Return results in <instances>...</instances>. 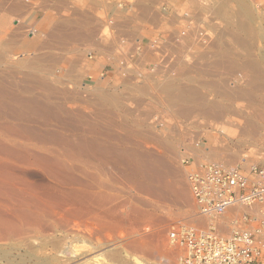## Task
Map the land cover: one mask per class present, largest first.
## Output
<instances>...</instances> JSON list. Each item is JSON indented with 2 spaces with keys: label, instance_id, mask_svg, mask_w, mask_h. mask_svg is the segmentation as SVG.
<instances>
[{
  "label": "rangeland",
  "instance_id": "1",
  "mask_svg": "<svg viewBox=\"0 0 264 264\" xmlns=\"http://www.w3.org/2000/svg\"><path fill=\"white\" fill-rule=\"evenodd\" d=\"M1 1H2V4H0V49L5 51L4 50L5 46H4L3 42L7 41V40H9L10 43L12 41L13 45L11 43V45H12L11 50L12 51L10 50L8 53L7 52L5 54L3 53V56H2L3 59L0 61V78H2V79H0V81L4 82V81H7V79H14V80H22L23 79V80H25V78L27 79L28 75H30V76L32 75V77L34 75V78H36V77H39L41 74L40 79H44L45 82H47V83H55L56 87L58 86L57 87L58 91L59 90L60 91L58 92V96H57L58 100H56V102L60 103L63 107L67 108L69 113H70V114H65V113L62 114L66 118V119L62 118V120H61L62 124H64V122H66V123L68 122V124H66L67 126L65 124L62 126V124H59V122H57L55 119L54 120L56 122L55 121L52 122L51 117H49V119H48L47 118L48 116H44L45 119H42V117H43L42 115L36 117V115L33 116V114H31V113H27V119H29L31 117L30 119H32V120L29 119V121L28 120L25 121L24 127L27 128V131L32 130V132L35 134L36 137H37V134L39 136H38V138H36V137L34 138L33 137L34 134L32 136L31 131L30 132L25 131L28 138L21 139V140L24 141V143L27 146L32 144L29 146V149L31 148L32 154L33 153L37 154V152L39 151V150L37 151V148L32 149L33 145H37L39 147H40V145L41 146L42 145L43 146L48 145L50 147H55V149L58 147L60 149V151L62 152V148L59 144L60 140L61 141L63 140V142H65L68 139L70 140L71 138H74L75 136H80L82 134L79 132H80V130H83V129H81L79 127L77 128L75 126L76 121L77 120L79 121L81 119L80 117H82L80 114H82V113H83L82 115L87 114V118L90 121L91 120L95 121V119L97 118L95 115V113H96L95 111L98 108H101V106L98 104H95L94 102H92L90 104L85 102L86 97L87 98L91 97L92 92L93 93L96 92L97 89L96 88L91 89L90 88L91 86L82 85L81 83L83 82L84 79H81L80 82H77V81L75 82V81L71 80L68 77L67 73H65L66 71L64 69H60L61 66L67 67V65L70 64V62L68 63V60H69L68 58H65L64 61L62 59H60L61 61H59L58 66L57 67L55 66L54 68L52 67L53 69L51 68L52 71L50 70V68H49V70L44 71V69L46 67L44 69H40V70L38 68H33L34 70L33 69L31 70V68L30 69H28V68L24 69V67L22 69L21 67H19V60L22 58L33 59L32 58L33 56L35 58H37V56H41L42 59L43 58L46 59L47 56L44 54L48 53V52L49 53L54 52V54H57V55L58 54L59 55L65 54L66 56H70L72 54L74 56L75 53H70V50H73L74 48L75 49L77 48L79 50L81 47H83L82 53L86 54V52L89 49H91L93 46H91L89 44H86V46H85V45H81L79 43H72L71 39H68V40L64 39L60 43L59 42L57 43L55 41V39L51 40L50 37L48 36L51 33L52 28L54 26H56L62 18L71 16L70 15L71 12L69 11V6L67 4H65V5H63V7H61L59 4L57 5L55 3L56 2L55 0H45V2L49 6L48 11H47L44 18L40 19L41 17L39 15V17L35 20L34 19L35 13H38V12L44 13L45 12V11L40 10L39 9L40 7H38V9H34L33 5L35 6L36 4H33V5L27 4L26 2H24L22 0H1ZM34 1H36V0H33V2ZM239 1L240 0H238L237 2L232 1L233 4H235V3L237 4V5L235 4L236 6L235 5H233V6L238 8V10H240L239 9L240 5L238 4ZM252 1L258 7H260L259 9L262 12L261 15L257 16V14H256V17L258 19L255 18V21H253V23H251L252 21L247 22V21H250V20H247V18H244V17L241 18L239 16L240 14L238 16L241 19L244 18L245 21L248 23V25H247V23H245V21H243L245 23V25L248 27L251 26V28L256 29L255 30L256 34L259 33L260 36H256V34H255V36H252V35L247 36L248 34H245V32L243 31L244 29L248 28L245 25H243V26L246 28H244L243 30L240 27L238 28V26H237L239 23L238 20L240 22H242V20L237 18L238 16L234 17V20H237V25H234L232 23V22H234V20H231V23H230V22H227L223 19H220L219 22H218V19H214L213 24L216 25V28L219 30H225V29L230 30L231 28H233L231 30H235V32H236V36L232 35L231 36L232 38H230V37L228 38V36H226V37L224 36V37L220 38V40L222 39L221 41H223L224 43H227L231 47V53L228 52L229 54H227L228 56H226L227 59H233L234 58L233 56H235V58H237L239 60H248L254 54L253 57H251V58H254L253 60L256 59L255 61H257V63L261 64V66L263 68L260 65H258L260 67V69L261 68L264 69V31H263L264 30V0H252ZM73 2L81 3V4L75 5V6H77V8H79L80 14H82V15L90 14V12L88 10L89 7L86 8L84 6V2H85L84 0H73ZM125 3H127V2H125ZM14 4L17 6V9H19V8H21V9H19L17 11L12 10L11 7ZM154 4L155 3H152L151 1H146V5H147V7L150 8V11H152V7L154 6ZM237 6H239V7H237ZM236 8H235L236 12L240 13V11L238 12V10ZM96 14H99L100 15L99 17L104 16V13L100 14L99 11L98 12L96 11ZM259 16L263 17V18H260ZM5 18H7L8 21H5ZM94 18H96V17H94ZM16 19L21 20V22L19 21V23H20L19 25H16V23H17V22H15ZM214 22H216V23H214ZM226 22L228 24L229 23L232 24L233 26L229 27ZM243 22H242V24H244ZM141 23H142V27H145L146 25H148V21L147 22L142 21ZM220 23H222V25L224 26L225 29L223 27H221L222 25ZM234 23L236 24V21ZM249 23H250V25H249ZM111 24L112 23H107L104 26L103 34L105 36L103 37L102 40H104L106 43L111 42L112 45H115V47H116L119 39L117 37H114V32L110 30V29H112ZM208 24L213 25L211 21L208 22ZM218 24H220V26ZM106 26H107V28L109 27L110 29L108 28V30H107V28H105ZM259 27L261 29H259ZM32 29H36V33L34 34V37H35L34 41L29 40L31 38V35H32V34H30V31ZM257 30H259V31H257ZM154 31L156 32L155 33V38H156L159 35L157 33L159 31L155 30V28H154ZM241 31H243V32H241ZM260 31L261 32L263 31V32L261 33ZM105 32L108 35L105 34ZM210 32H208V33H210ZM239 32H241L243 34L240 35L241 33L239 34ZM237 33L240 35V36L238 35L239 37L237 36ZM115 36H118V35H115ZM211 36L214 38L215 35L211 34ZM12 37H13V39H12ZM190 38L188 39L189 43L192 41V39H190ZM196 38H193V41H194V42L192 41L193 43H195ZM44 40L48 41L49 43H48V45H45L44 47H42L39 45V43L41 44L42 42H44ZM200 40L201 39H199L198 41H200ZM27 41L29 43V44L27 43V46L24 47L23 45H19L20 43L26 44ZM85 41H87V40L85 39ZM148 41H149V39H145V41L142 43V45L140 47V51L138 52L139 56H141V53L146 48H148V46H149ZM180 41H182V39ZM202 41H204L203 38L200 42H202ZM230 41H232V42H230ZM69 42H70V44H69ZM204 42H206V41H204ZM234 42L236 44H234ZM193 43H191L190 45H193ZM237 43H238V45H237ZM133 44H136V42L134 41ZM155 44H156V46H154V45L152 46V49L154 47L153 50H156V49H158V50H166L167 49V51L170 50L164 44H159V43H155ZM195 44L198 46L197 41ZM195 44L193 45V48L190 47L191 49H194L192 51V53H191V49L189 48L190 49L189 54L192 55L191 56L192 60L188 59L189 55H187L188 53L185 50H183V53H182V51H181L182 48L180 47L181 45H179V44L174 45L172 48L173 50L171 52L172 53L178 52L179 54L174 61H170V60L167 61L166 63L167 64L169 63L170 65L165 64L166 67H169V69H170L173 66H177L178 65L177 59L179 60L181 57V59L184 58L183 60H185V58L187 57L186 60L188 59L189 61L188 60H187V62L183 61L184 65H185V63L187 65L191 60V62L193 61L192 64L190 62L191 65L189 64L190 66L193 65L191 68L199 70V67H201L202 65L198 64L199 61L197 60L198 58L195 55L198 53L197 50H198V47L200 45L197 47ZM240 44H242V48H244V49L240 48L241 47ZM246 44H247L248 48H245ZM250 45H252V46H250ZM235 46H238V47L235 48ZM178 47H180L179 48L180 52L182 54H184V52H185V54L187 53L186 54L187 56H185V54H184V56H182V54L179 52V50H177ZM160 48H162V49H160ZM202 50H203V48L201 49V51ZM235 50H237V51H235ZM249 50H252V51L254 50V51L252 52ZM117 51L118 52L121 51L119 46H117ZM234 51H235V54L233 53ZM248 52H250V53H248ZM135 53H137V52H129L128 53L129 58H131L133 60L134 57L132 54H135ZM251 53H252V55H251ZM44 56H46V57H44ZM66 59H68L67 62L65 61ZM140 59H141V57H140ZM258 60H259V62H258ZM95 61H96V57H93L92 63H94ZM49 62H47L46 64L51 65V66L54 65V63L52 61H51L52 63L51 62L49 63ZM140 62L142 64L143 62H146V60L143 62L138 60V63H140ZM200 62H202V64H203V60H201ZM136 64L137 63H135V65L130 64L131 68H132V66H136ZM195 66H197V67H195ZM145 68L148 69L149 67H145ZM46 71H48L47 72L48 74L46 73ZM105 71H107V68H105ZM215 71H216V73H215ZM215 71L213 72V77L211 79L208 75H206V78H204L202 75L199 76L200 77L199 84L195 83L192 86L194 88H196V90L198 89L199 91H201L203 94V97L206 98L207 100H209V99L210 100L213 99L214 101L219 100L220 102H223V103H221V105L226 104L227 101H225L226 100L225 98H227V95H225L226 97H224V96L218 97L217 93L214 91V89L212 87H209L207 85L205 86V85H203V83H205L206 81L223 82V85L227 84V86L225 85V87L230 91L234 90L235 85H237L238 83H237L235 77H233L234 72L232 70L224 69V70H222L223 71L222 72L221 69L220 70L217 69ZM220 72H222V74H220ZM108 75H109V73L107 74V72H106L105 76L107 77ZM53 76H54V78H53ZM65 76H67V78ZM122 76L124 77V80H126V82L128 81L127 83L125 82L126 84H132L133 82H136V83L142 82V75L132 72L131 69H129V72L127 74L123 72L122 75H117V78L120 82H122V79H120V77H122ZM163 76H161V77H163ZM3 77L6 80L3 79ZM8 77H10V78H8ZM63 77L66 78L67 81H65L66 79H64ZM163 78H160L159 80H162ZM86 79H87V77H86ZM86 79L84 80L85 82L91 83V82H89L88 79L87 80ZM55 80H57V81H55ZM231 81L233 82V84ZM104 82L106 83V86H108L109 89L114 90V91L116 90L115 92L119 93L120 96L123 98L124 110H125L126 106L128 107V109L126 107L127 113L130 110V112L127 116L125 115L124 112L118 113L119 116L121 117V119H119V120L122 121V118H123V121L126 122L127 124H129V125H127L128 128L124 127V129H123L122 127L120 128L118 126H115V127L110 126V128H109V126L107 127L106 123H104L106 125V129L103 127L104 128L103 130L106 133H101V134L95 133L96 135L95 134L91 135L88 132H86L87 134H83V136H85V135H86V137L99 136V139L104 140V143H106L108 145H114L115 144L114 146L117 145L120 148H126L127 147L128 149L129 148L132 149L133 147H136L135 148L136 151H139V152L144 153L146 155L145 158H151V157L154 159L157 158L159 163L156 162V164L157 165L161 164L158 166V168L160 167L161 169L160 168H159V170L156 169V172H155L156 178L154 176H151L150 179L149 178L144 179V177H142L141 175H138V174L134 175L132 177L130 176V178L133 179V177H134L135 179H133L134 181L130 179L131 182L127 181L128 184L126 183V181H125V183L122 182L121 175L118 176L119 175L118 172L114 169H112V172L110 171L111 169L109 170L110 172L108 170H105L106 172L105 171H102L101 173L99 172L100 173L99 178L105 180L108 187L112 186V188H109V189L107 188L108 190L105 189V192L108 195H110L109 197L112 198V196H113L114 199L113 200L110 199L111 201L108 200V201H110V203L107 201V203L105 204L106 208H104V205L102 207L96 206V207H94V209L92 206L89 207L90 214L84 213L83 214L84 216L82 215L79 218L70 212L64 211L61 214L63 216V217L61 216L63 218L62 221H63V223H68L70 226L65 228V229L61 228V231L59 230L58 232H55L54 240L59 243V246L56 250L52 251V252H54V255H56L61 260V262L57 263V262H59V260L57 261V260L53 259L52 261H48V262H45L43 264H47V263L48 264H80L79 262L84 261V259H86L88 257H89L88 260L82 264H178L176 249L174 247H172L168 242V231L170 230V228L174 224L179 223V222H188V223H193V224L195 223L198 225L207 224V220H205V218H203L197 214L195 202L193 200V196H192V193H191V190L189 187V182L187 179V171L189 170L190 163L192 161H194L196 163H202V162H206V161H214L215 159L219 160V161L221 160L217 157H214L213 155H210V156L214 157L215 159L214 158H194L192 151L197 152V150L195 148H184L186 146L185 144L187 142L189 144L193 143L192 145H194V143L195 144L196 143L201 144L203 146V148L206 146V150H207V152H209L210 147H208V145L206 144V139L204 137H206L209 132L218 133L219 135H221V136L224 135L225 138H228L227 142L224 144L226 146V148L228 149V152H227L228 159L226 160V162H227V163H225L226 165H232V166H235V165L246 166V165H248V167H250L251 164H253V163L255 164V163H259V162H260V165H264V136H263L264 135V126H263L264 123L261 120L259 122V120L256 119L257 121L255 123H256V125L259 126V127L256 126V127H258V129H257L258 133H256V136L254 135L255 137L254 136L252 137V138H254V140H251L250 143H246V144L242 145V144H239L238 139L241 136L238 137V135H239L238 133L240 130L239 128H241L240 122H242V124H244V119L240 116H232L231 115V116L225 117L224 118L225 119L224 121H226L225 123H230V124H226V125L224 124L225 129L222 132H219L216 129H214V127L217 126L218 124L220 125V123H214L211 120L208 121V120L204 119L203 117H199V116H192V117L187 118L184 116H180L179 114H176V113L174 114L172 112V110H169V107H168V109H167V107L165 108L164 106H163V108H160L159 106H161L162 103L160 101L158 103V100L156 99V93H154V92H151L153 97H154L153 98V97H150L147 95L148 92L145 94L133 92L131 90V87L134 85L120 86L119 90H118L114 87L115 85H117V84H115V80H112V81L106 80ZM238 82H240V81H238ZM186 86H189V85H186ZM232 87H234V88H232ZM63 88H64V90H63ZM36 91L39 92L38 95L40 97H42L43 99L48 98L47 94H45L46 92L43 91L42 89H40L39 87H36ZM231 98H233V96ZM147 102H148V104H147ZM150 102L152 105L150 104ZM230 104L235 109L234 98H233V100H231ZM151 107L153 108V110L149 111L151 109ZM95 108H97V109H95ZM71 110H72V112L76 111L79 114H76L75 112H73V115H72L71 114L72 112H70ZM90 114H92V115H90ZM79 115H80V117H79ZM75 117H76V119H75ZM36 118H37V120H36ZM237 119L241 120V121H238ZM34 120H36L38 122L40 121V122L38 123V122H35ZM64 120H66V121H64ZM138 120L139 121L143 120L144 125H142V124L139 125V123L137 122ZM8 121H10V122L13 121L12 123H15L16 125L20 124L17 120H14V118L5 117L3 113H0V125H1L0 130L2 132V133L0 132V134H1L0 135L1 136L0 142L5 141V137H8V136H9V138L13 137L9 133V130H7L6 127L3 128V126H6V123H8ZM69 123H72V125ZM211 123H212V125H211ZM43 124H45V125H43ZM72 126L74 128H77L78 130L74 129ZM260 127H261V129H260ZM127 129L135 130V132L137 130L138 131L140 130L142 135L138 136L135 133L134 135L132 134V135L128 136V135H126V133L128 131ZM25 132H23V133H25ZM47 132H49V133H47ZM52 132L54 134H52ZM236 132H238L237 137L231 136V135H234ZM28 133H29L30 137H33V138L30 139ZM221 133H223V134H221ZM105 134L108 135V137ZM54 135H56V136H54ZM58 135H60V136H58ZM109 135L110 136H116L117 135L116 137L119 136V138L122 137V139L123 138L125 139V137H127L128 140H126V141L124 140V142L123 141L122 142L115 141V138L114 137L112 138ZM40 136H41L42 140H40L41 139ZM50 136H51V138H50ZM62 136L65 137L66 139L63 138ZM54 137L57 138L56 140H59L58 138L60 137V140L57 142L54 139L55 141H53L52 139ZM28 139L31 143H28L29 142ZM50 139L55 143L56 146L53 145V143L51 141L49 142ZM162 141H165L168 145H171L172 146L171 150L174 149V153H170V151H167L168 155H167V153L164 154V152H166V151L164 150L165 147L163 146ZM47 142H49V143H47ZM110 142H111V144H110ZM136 144H138V145H136ZM194 146L197 147L196 145H194ZM39 152H41V151H39ZM39 152H38L39 155H42L43 153H45V154H43L45 157L47 156L49 158V156H50V158H52V156L49 155L48 152H46V151L41 152V153H39ZM1 153L2 152H0V154ZM19 154H21V155H19ZM22 154H24V152L12 154L15 157L12 156V158L11 157L7 158L5 156L6 154L4 155V153H3L0 155V158L2 159V160L0 159L1 160L0 163L6 162V161L10 162L11 160L13 162H17L18 160H20L18 162L22 163L23 161L25 162L26 159H30L27 162H32L33 160L35 161V159H36V157L34 159V156L33 157L32 156H26L27 154H25V156H26L25 157L24 155L22 156ZM150 154H151V157H150ZM16 155H17V158H16ZM158 157L161 159V162L163 161L162 163L160 162V159ZM14 158H16V159L13 160ZM65 158L67 159V157H65ZM8 159H9V161H8ZM163 163H165V165ZM168 169H170V170H168ZM20 170H21V172L18 171L19 175L21 174L20 176H23V175L24 176L21 177L20 181L17 180L18 182H16V184L18 183L19 186H23L24 182H25V189H27L28 192L30 190V193H32V195H33L32 198H34L35 196L39 197V195H40V198H38V199H41V200H39L40 202L42 200L43 201L46 200L47 199L46 197L49 196L48 194L51 195L49 197L52 199V196L54 193L53 192L54 190L52 189V187H54L55 184L53 183V181L50 178L48 179V176L45 173H43L40 169L35 168V167L20 168ZM163 171H165V172H163ZM3 173L6 175V178H5V175ZM113 173L117 177H114ZM159 173H161V174H159ZM75 174L76 173H74V175ZM158 174L160 175V177H163V178H161L159 180L160 177ZM77 175H78V173H77ZM79 175H81L80 172H79ZM81 176H83V175H81ZM81 176H80V178H81ZM77 177H79V176H77ZM83 178H86V177L83 176ZM175 178L178 179L183 186H185L186 190H188V192L190 194V201L189 202H187V201L184 202L183 200H180L179 198H177L174 193L172 194L173 191L170 188L169 182L171 183V181L175 180ZM0 179H1L0 180V189L2 190V191L0 190V192H1L0 193V211H1L0 216H2V214H3V217H0V218H5L4 216H6V215H4V214H7V212H5V211H7L9 208L10 209L8 211V214H9V212H10V214L12 213L14 207H15V209H20L19 206H21V203H19L20 202L19 198L21 197V195L17 193V191L15 189L17 187H15V186L13 187V185H15V181L13 183V181H12L13 177L11 175H8L5 172H0ZM113 179H115V181ZM163 179H164V181H163ZM81 180H82V178H81ZM86 180H88V179L86 178ZM123 180H126V179H123ZM19 182H21V183L23 182L22 183L23 185ZM36 182H37V184H36ZM120 182H121V184H120ZM129 182L131 184H129ZM11 183L13 185H11ZM40 183H42V184H40ZM123 183L125 186L123 185ZM27 185H29V186H27ZM38 185L40 188L37 187ZM43 185H44V187L42 188L41 186H43ZM51 185H53V186L50 187ZM146 185H148V186H146ZM149 185H150V187H149ZM31 186H34L35 189L37 187V189L34 190V188L33 187L31 188ZM5 187H6V190H8V191L5 190ZM28 187H29V190H28ZM66 188H67V186L63 187V189L67 191ZM10 189H11V191H10ZM61 190H62V188H61ZM15 191L18 194L17 195L18 199L15 198V202H14L13 197L14 196L16 197ZM9 192H10V195L12 194L11 195L12 197L8 196ZM2 193H4L5 195L3 196ZM13 193H15V194H13ZM42 195H43V197H42ZM44 196H46V197H44ZM9 197H11V198H9ZM37 197H35L34 200L37 199ZM2 200H3V202H2ZM7 200L8 201L10 200L9 203H11V205L13 204L14 206L8 205ZM16 201H19V202L17 203ZM53 201L54 200H51L50 202L53 204ZM46 203H49V202H46ZM7 207H8V209H7ZM82 207L86 208V206H82ZM11 208H12V211H10ZM109 209H111V210H109ZM246 210H247V208H245V209L242 208L238 212H244ZM8 214H7V216H8ZM89 215H91V217H93V218H91ZM222 222L224 225L227 226V227H223L224 231L226 228H227L226 232L230 231V228H229V222L230 221L227 220L226 218H223ZM0 241H1L0 242V255L3 256V254H5V256H6V253L8 254L7 257H3L2 259L0 258V264H41L39 258H37L36 256L29 257L30 254L28 251H26L27 249L20 246V245L15 244V243H17L16 241H4V240H0ZM31 242L34 244L37 243V241L34 239H32ZM76 245H81V247H78V249L75 250ZM73 248H74V250H73ZM259 254H260V256L258 257V260L260 262L264 263V242H263V244L260 245V253ZM84 256H85V258H84ZM41 262H42V260H41Z\"/></svg>",
  "mask_w": 264,
  "mask_h": 264
},
{
  "label": "bare ground",
  "instance_id": "2",
  "mask_svg": "<svg viewBox=\"0 0 264 264\" xmlns=\"http://www.w3.org/2000/svg\"><path fill=\"white\" fill-rule=\"evenodd\" d=\"M61 1V0H60ZM134 1V0H133ZM132 1V2H133ZM141 1V0H140ZM143 2H144V0H142ZM149 1V0H148ZM158 1V0H157ZM163 1V0H162ZM232 1H235V2H237L236 0H165V2H167V4H168V8H169V11L171 12V13H173V16H172V19L171 20H169L168 19V21H167V19H166V22H163V23H161V24H163V27H162V29L163 30H166V31H169L170 33H169V35H168V33H166V35L167 36H169L170 38H171V36L172 37H176V39L177 38H181V37H184V39H186L185 41H187V39L188 38H190V37H192V38H190V39H192V41H193V38H196V41L198 42V40L199 39H201L202 40V38H203V40L204 41H206V42H208V46H211L212 48H213V50H214V48L216 49V51H217V53H219L220 54V57L222 56V55H224V53H227V54H229L228 52H231V47L227 44V43H224L223 41H221L220 40V38L221 37H226V36H228V38L230 37V38H232L231 36L233 35H235L236 36V32H235V30H231V29H233V28H231L230 30L229 29H225L224 28V26L222 25V23H220L222 26L221 27H223L225 30H219V29H217L216 28V25H214L213 24V20L214 19H218V22L220 21V19H223V20H225V21H227V22H230L231 23V20H234V17H236V16H238L239 14V16L242 18V17H244V18H247V20H250V21H247V22H251V23H253V21H255V18H257L256 17V14H257V16L258 15H261L262 14V12L260 11V7H258L252 0H240L239 2H238V4L240 5V10H238V8H236V7H234L233 5H235V4H233L232 3ZM2 2V1H1ZM105 2H109V1H105ZM135 3L136 2H138L137 0L136 1H134ZM152 2V1H151ZM161 2V1H160ZM110 3H111V1H110ZM156 3V2H155ZM158 3V2H157ZM156 3V4H157ZM162 3V2H161ZM160 3V4H161ZM117 4V3H116ZM138 4V3H137ZM145 4L146 3H143V5H144V7H145ZM252 4V5H251ZM37 5V4H36ZM35 5V6H36ZM39 5V4H38ZM106 5V4H105ZM110 5V4H109ZM136 5V4H135ZM138 5H140V4H138ZM138 5H137V8L138 9H140L139 7H138ZM237 5V4H236ZM235 5V6H236ZM107 6V5H106ZM112 6V5H111ZM141 7H143L142 5H140ZM157 6V5H156ZM108 7V6H107ZM123 7V6H122ZM131 7V6H130ZM143 7V8H144ZM208 9H207V8ZM237 7H239V6H237ZM14 8V7H13ZM104 8H106V7H104ZM110 9H112L111 7H109ZM119 8V7H118ZM125 8V7H124ZM128 8V7H127ZM154 8H155V6H154ZM157 8V7H156ZM161 8V7H160ZM235 8L238 10V12L240 11V13H237L236 12V10H235ZM42 9V8H41ZM106 9H108V8H106ZM153 9V8H152ZM43 10V9H42ZM71 10V9H70ZM117 10H119V9H117ZM132 10V9H131ZM142 10V12H143V9H141ZM146 10H149L148 9V7H147V9ZM145 10V12H147ZM157 10H160V9H158L157 8ZM107 11V10H106ZM108 11H109V9H108ZM113 11V10H112ZM150 11V10H149ZM153 11V10H152ZM116 12V11H115ZM142 12H140V13H142ZM156 11H154V13H155ZM124 13V12H123ZM122 13V14H123ZM136 13H138V12H136ZM150 13V12H149ZM153 13V14H154ZM60 14V13H59ZM73 14V13H72ZM75 14V13H74ZM73 14V15H74ZM109 14V13H108ZM121 14V15H122ZM143 14H144V12H143ZM146 14V13H145ZM158 14L161 16V14H160V12L158 11ZM79 15V14H78ZM116 15H117V13L115 14V17H116ZM125 15V14H124ZM147 15V14H146ZM169 15V14H168ZM72 16V15H71ZM87 16V15H86ZM143 16H145V15H143ZM152 15L150 14V17H151ZM153 16H155V17H157L158 15H157V13H156V15H153ZM152 16V17H153ZM160 16H159V18H160ZM164 15L162 14V17H163ZM239 16L237 17L238 19H240V20H242V22L243 21H245V19L243 18V19H241V18H239ZM263 16V15H262ZM114 16H112L111 18H113ZM114 17V18H115ZM123 17V15L121 16V18ZM137 17V16H136ZM140 17H141V19H142V16L140 15ZM151 17V18H152ZM161 17V18H162ZM260 17V16H259ZM89 18H94L93 16L92 17H89ZM117 18V17H116ZM120 18V21L122 22V19ZM127 18H130V17H127ZM127 18L125 19V22L127 21ZM144 18V17H143ZM146 18V17H145ZM150 18V19H151ZM236 18V19H237ZM260 18H263V17H260ZM75 19H77V18H75ZM95 19V18H94ZM102 19V18H101ZM100 19V20H101ZM104 19V18H103ZM106 20H107V18H105ZM119 19V18H118ZM138 19L140 20V21H136V22H139V23H141V19L138 17ZM156 19H158V18H156ZM258 19V18H257ZM256 19V20H257ZM85 20V19H84ZM83 20V21H84ZM88 20V19H87ZM95 20H97V19H95ZM105 20V21H106ZM130 21H131V19H129ZM146 20V19H145ZM147 20H149L148 18H147ZM162 20V19H161ZM164 20V19H163ZM162 20V21H163ZM261 20V19H260ZM263 20V19H262ZM79 21V20H78ZM152 21H153V19H152ZM151 21V22H152ZM156 21V20H155ZM157 21H159V20H157ZM212 22V24L213 25H210V24H208V22ZM222 21V20H221ZM236 21V24L234 23ZM259 21V20H258ZM88 23V25L89 26H91L90 24H92V23H94L93 21H87ZM90 22H92V23H90ZM98 22V21H97ZM101 22H104V21H101ZM100 22V23H101ZM124 22V23H125ZM135 22V23H136ZM160 22V21H159ZM226 22V23H227ZM234 22H232L234 25H237V20H234ZM238 28L240 27L242 30L244 29V28H246V27H248V26H246L245 25V23H247L246 21H245V23L244 24H242V22H240L239 20H238ZM90 23V24H89ZM106 23V22H105ZM110 23V22H109ZM112 23V22H111ZM127 23H133V22H126L125 24H127ZM214 23H216V22H214ZM228 24V26L229 27H232L233 25L232 24ZM261 23V22H260ZM154 24V23H153ZM156 24H158V23H156ZM220 24H218L219 26H220ZM79 25V24H78ZM97 25V24H96ZM104 25V24H103ZM106 25V24H105ZM112 25V24H111ZM116 25H120V26H122L121 24H119V23H117ZM115 24H114V26H116ZM134 25V24H133ZM226 25V24H225ZM243 25H245L246 27H244ZM247 25H248V23H247ZM249 25H250V23H249ZM253 25V24H252ZM260 25V24H259ZM93 26H95V24L93 25ZM101 26V25H100ZM120 26H119V28H120ZM123 26H125V25H123ZM135 26V25H134ZM144 26V25H143ZM154 26H156L155 24H154ZM218 26V27H219ZM227 26V25H226ZM225 26V27H226ZM76 27H78V26H76ZM102 27H104V26H102ZM112 27V26H111ZM130 27V26H129ZM132 27V26H131ZM137 27H138V25H137ZM139 27H141V24H140V26ZM157 27H159L158 25L155 27V28H157ZM262 27V26H261ZM92 28V27H91ZM90 28V29H91ZM99 28V27H98ZM105 28H107V26L105 27ZM109 28V27H108ZM108 28H107V30H108ZM113 28V27H112ZM124 28V27H123ZM122 28V29H123ZM125 28L127 29V25L125 26ZM124 28V29H125ZM161 28V27H160ZM220 28V27H219ZM263 28V27H262ZM94 29V28H93ZM93 29H92V31H93ZM95 29H97V28H95ZM94 29V30H95ZM110 29V28H109ZM118 29V28H117ZM116 29V30H117ZM124 29H123V31H124ZM125 29V30H126ZM131 29V28H130ZM134 29V28H133ZM138 29V28H137ZM157 29H159V28H157ZM259 29H261L260 27H259ZM74 30V29H73ZM100 30H102V28L101 29H98V31H100ZM111 30V29H110ZM115 30V31H116ZM121 30V29H120ZM135 30H136V27H135ZM238 30V29H237ZM236 30V31H237ZM256 29H253V28H251V26H249L247 29H244L243 31L245 32V34H248L247 36H255V34H256V31H255ZM79 30L77 29V32H78ZM90 32V35L87 33V32ZM86 33L88 34L87 35V37L85 38L84 36V38L89 42V43H92V45L91 46H93V44L95 43V41H96V39H94L93 38V35H92V31L91 30H88ZM98 31L96 30V33L98 34ZM119 31V30H118ZM122 31V32H123ZM211 31V32H210ZM243 31H241V32H243ZM257 31H259V30H257ZM264 31V30H263ZM262 31V32H263ZM80 32H82V31H79V33ZM120 32V31H119ZM128 32V31H127ZM132 32V31H131ZM160 32V31H159ZM158 32V33H159ZM208 32H210V33H208ZM241 32H239V34L241 33ZM261 32V31H260ZM261 32V33H262ZM76 33V31L74 32V34ZM103 33V32H102ZM111 33V32H110ZM124 33V32H123ZM122 33V34H123ZM73 34V33H72ZM78 34V33H77ZM81 34V33H80ZM83 34V33H82ZM94 34V33H93ZM105 34H107L106 32H105ZM118 35H119V33H117ZM116 34V35H117ZM125 34V33H124ZM164 34V33H163ZM171 34V35H170ZM211 34H214L215 36H214V38L211 36ZM238 33H237V36L239 35ZM243 33H241L240 35H242ZM95 35V34H94ZM108 35V34H107ZM115 35V34H114ZM128 35V34H127ZM129 35H133V36H135V33H130ZM138 35V34H137ZM239 35V36H240ZM52 36V35H51ZM67 36V35H66ZM75 36V35H74ZM79 35H76V37H77V39H79V37H78ZM82 36V35H81ZM96 36V35H95ZM98 36V35H97ZM121 36V35H120ZM132 36V37H133ZM139 36V35H138ZM179 36V37H178ZM185 36H187L188 38H186ZM218 36V37H217ZM238 36V37H239ZM256 36H260L259 35V33L258 34H256ZM262 36V35H261ZM75 37V38H76ZM122 37H123V35H122ZM125 37H127L126 35H125ZM130 37V36H129ZM128 37V38H129ZM132 37H130L131 38V40H132ZM169 37H167L168 39H169ZM174 37V38H175ZM217 37V38H216ZM51 38V37H50ZM97 38V37H96ZM99 38H100V36H99ZM118 38H119V36H118ZM134 38V37H133ZM136 38H137V36H136ZM216 38V39H215ZM234 38V37H233ZM259 38V37H258ZM52 39V38H51ZM80 39H81V37H80ZM98 39V38H97ZM121 39V38H120ZM123 39H124V37H123ZM122 39V40H123ZM146 39V38H145ZM155 39V38H154ZM235 39V38H234ZM237 39V38H236ZM239 39V38H238ZM243 39V38H242ZM256 39V38H255ZM254 39V40H255ZM71 40H73V39H71ZM101 40H102V38H101ZM121 40V41H122ZM126 40V39H125ZM125 40H123V41H125ZM136 40V39H135ZM167 40V39H166ZM172 39H170V41H171ZM181 40V39H180ZM177 41V43H175L176 45L177 44H179V45H182V46H180V47H182L183 48V45H184V40L182 39V41ZM200 40V41H201ZM224 40V39H223ZM240 40V39H239ZM80 41V40H79ZM97 41H99V40H97ZM128 41V40H127ZM154 41H156V40H154ZM158 42H159V40H157ZM169 40L167 41V42H170ZM172 41H174V39L172 40ZM171 41V42H172ZM190 41V40H189ZM190 42V43H188V41L185 43L186 45H190L191 43H193V42ZM196 41H195V43H196ZM225 41V40H224ZM235 41V40H234ZM59 41H57V43H58ZM130 42V41H129ZM152 42V41H151ZM166 42V41H165ZM203 42V41H202ZM202 42H200V44H198V46L199 45H204V43H202ZM205 42V43H206ZM228 42V41H227ZM230 42H232V41H230ZM243 42V41H242ZM246 42V41H245ZM5 43V41L3 42V44ZM60 43V42H59ZM74 43V42H73ZM141 43V42H140ZM161 43V42H160ZM173 43V42H172ZM171 43V44H172ZM195 43H193V45L195 44ZM250 43V42H249ZM6 45H8V43H5ZM40 44V43H39ZM65 44V43H64ZM69 44H70V42H69ZM103 44V43H102ZM108 44L109 45H112V43L110 42V43H107V46H108ZM125 44V43H124ZM154 44V43H153ZM152 44V45H153ZM164 44V43H163ZM167 44V43H166ZM166 44H164V45H166ZM174 44V43H173ZM234 44H236L235 42H234ZM83 45V44H82ZM105 46H106V44H104ZM121 45H122V43H121ZM129 45V44H128ZM136 45H137V43H136ZM151 45V44H150ZM151 45V46H152ZM189 45L188 46H186V49L188 50V47H189ZM193 45H190V47H193ZM196 45V44H195ZM207 45H205V46H207ZM233 45V44H232ZM237 45H238V43H237ZM241 45V47L240 48H242V44H240ZM86 46V45H85ZM127 46V45H126ZM130 47H131V45H129ZM138 46H140V45H138ZM156 46V45H155ZM169 46V45H168ZM197 46V45H196ZM197 46V47H198ZM250 46H252V45H250ZM6 47H8V46H6ZM97 44H96V46H93L91 49H89L88 50V54H86V56H87V60L86 61H88V59H91L92 58V56L94 55L93 54V51H99V52H101V50H102V48H101V50H99V49H97ZM112 47V46H111ZM115 47V46H114ZM124 47V46H123ZM129 47V48H130ZM137 47V46H136ZM136 47H133V48H135V50H136ZM149 48H150V46H148ZM159 47V46H158ZM157 47V48H158ZM177 47V46H176ZM180 47H178V49L177 50H179V48ZM201 47H204V46H201ZM211 47H210V49L208 50V51H210L211 52V54L213 55V53H212V50H211ZM236 47H238V46H235V48ZM126 48V47H125ZM128 48V49H129ZM148 48V49H149ZM171 48V47H170ZM169 48V49H170ZM245 48H248L247 47V44L245 45ZM251 48V47H250ZM249 48V49H250ZM123 49V48H122ZM127 49V48H126ZM125 49V50H126ZM128 49H127V51H128ZM131 50H132V48H130ZM147 49V48H146ZM145 49V50H146ZM153 49H154V47H153ZM160 49H162V48H160ZM191 49V48H190ZM189 49V50H190ZM198 49H199V47H198ZM202 49V48H201ZM201 49L200 50H197L198 52L199 51H201ZM205 49H206V47H205ZM208 49V48H207ZM242 49H244V48H242ZM5 51H3L2 49H0V61L3 59V53L5 54L6 52L8 53L9 51H10V49L8 50V51H6V48L4 49ZM108 49L106 48V51H107ZM130 50V51H131ZM152 49H150V50H148V52L149 51H151ZM173 49H171V51H172ZM194 49H191V53H192V51H193ZM203 50H204V48H203ZM202 50V51H203ZM234 50V49H233ZM255 50V49H254ZM253 50V51H254ZM114 51H117V50H114ZM167 51V50H166ZM176 51V50H175ZM182 51V50H181ZM186 51V50H185ZM201 51V52H202ZM215 51V50H214ZM235 51H237V50H235ZM235 51L233 52L234 54H235ZM243 51V50H242ZM245 51V50H244ZM249 51H252V50H249ZM252 51V52H253ZM260 51V50H259ZM102 52H105V51H102ZM109 52H111V49H110V51ZM118 52V51H117ZM129 52V51H128ZM132 52H133V50H132ZM135 52V51H134ZM147 52V53H148ZM154 52V51H153ZM153 52H149V54L151 53H153ZM179 52H180V50H179ZM190 52V51H189ZM203 52H205V51H203ZM240 52V51H239ZM107 53V52H106ZM105 53V54H106ZM112 53V52H111ZM110 53V55H112ZM116 53V52H115ZM120 53V52H119ZM145 52H143V54H144ZM181 53V52H180ZM182 53H183V51H182ZM181 53V54H182ZM248 53H250V52H248ZM48 54V53H47ZM47 54H44V55H46L47 56ZM67 54V53H66ZM142 54V55H143ZM149 54L148 55H146V56H149ZM187 54V53H186ZM185 54V56H187V55H189L188 56V59H191V56L192 55H190V54H187L186 55ZM195 54V53H194ZM205 54H206V52H205ZM218 54V55H219ZM226 54V56H228ZM241 54V53H240ZM246 54V53H245ZM49 55V54H48ZM55 55V54H54ZM57 55V54H56ZM55 55V56H56ZM107 55V54H106ZM108 55H109V53H108ZM202 55H203V53H202ZM206 55H208V58L207 59H209V53H207ZM206 55L205 56H203L204 58L206 57ZM216 55V54H215ZM217 55V56H218ZM251 55H252V53H251ZM254 55V54H253ZM253 55L251 56V57H253ZM46 56H44V57H46ZM55 56H47V58L46 59H43V61L41 62H38L39 61V59H37V58H35L34 56L32 57L33 59H25V58H22V59H20L19 60V67H21L22 69H23V67H24V69L26 68H28V69H30L31 68V70L33 69V68H40L39 67V64H40V66L42 67V66H48L46 63L47 62H51V61H54L55 59H56V57ZM71 56V57H70ZM70 56H66L65 54H63V55H60V57L64 60L65 58H68V57H70V58H73V62H71L69 65H67V67H64V66H61V69H64L66 72L65 73H67V75H68V77L71 79L72 77H73V73H75V71H80V69H79V67H78V65H77V62H78V60H84V58L82 57V54L81 53H79V52H77L76 54H75V57L71 54ZM101 57H102V55H100ZM114 56V55H113ZM121 56V55H120ZM144 57H145V55H143ZM150 56H152V55H150ZM194 56V55H193ZM196 56V55H195ZM214 56V55H213ZM226 56H224L225 57V59L227 60V58H226ZM38 57V56H37ZM39 57H41V56H39ZM58 57V56H57ZM106 57V56H105ZM112 57V56H111ZM117 57V56H116ZM129 57V56H128ZM155 57L156 56H154V57H152L151 59L153 60V59H155ZM212 57V56H211ZM219 57V58H220ZM234 58L232 59V60H228V61H226L227 63H225V59H224V61L220 58V62H219V60L218 61H216V62H214L215 64L217 63L218 65L217 66H219V67H217L216 66V68H219V70L221 69V71L222 70H224V68L226 69V67L225 66H229L228 68L230 69H232L233 70V72H234V75H233V77H235V79H236V81H237V85H235V93H233V92H231L230 90H226V91H228V92H231V93H233L234 95H233V98H234V103H235V109H234V107H232V105L230 104L231 103V100H233V98H229V101H228V99H227V105H225V104H222L221 105V103H223V102H221V103H215V102H209V100H208V102H206V100H205V102L206 103H202L204 106H205V108H203V107H201V109H200V105H196L195 107H199V109H200V111L199 112H201L200 114H199V112H198V114L199 115H203V117L204 118H206V120H213V122L214 121H216V122H221V123H223L222 122V120L224 121L225 119H224V116H226V115H232V116H240V117H242L243 119H244V124H242V122H240V127L241 128H239L240 130H239V133L238 132H236L234 135H231V136H234V137H237V135H238V137H240L239 139H238V141H239V144H242V145H244V144H246V143H250V141L251 140H254V138H252L254 135L256 136V133H258L257 131V129H258V125H256V119H258L259 120V122H260V120L264 123V69H262L263 67L261 66V64H259V63H257V61H255V60H253L254 58H249L248 60H239V59H237V58H235V56H233ZM55 58V59H54ZM100 58V57H99ZM103 58V57H102ZM143 57L141 56V59H142ZM150 58V57H149ZM187 58V57H186ZM186 58H185V60H183L184 58H182L181 59V57H180V59L178 60L177 59V66H173L172 68H170L169 69V67H167L168 69H166L165 67H166V65H164L163 67L165 68V71H164V68H161V66H155V68H153L152 67V71H151V73H155V74H160L161 76H163V77H161V78H163L160 82L161 83H163V84H160V82H159V86H158V93H161V98H160V102L162 103L161 104V106H159L160 108H163V106L166 108L167 107V109H168V107H169V110H172V112L175 114H179V115H181V116H184V117H189V113H188V111L187 110H185V108H187V103H188V101H190V99H189V97H188V99H187V97H186V90H184V89H186V88H184L183 86L185 85L184 83H183V80L184 79H186L185 77L187 76V74L185 73V71H186V69H185V67H186V63H185V66H184V63H183V61H186L187 62V60H186ZM213 58V57H212ZM41 59V58H40ZM54 59V60H53ZM78 59V60H77ZM111 59V58H110ZM126 59H127V57H126ZM144 59V58H143ZM195 59V58H194ZM200 59V58H199ZM206 59V58H205ZM205 59H204V61H205ZM214 59L216 60V57H214ZM214 59H212V60H214ZM261 59V58H260ZM6 60V59H5ZM42 60V59H41ZM58 60H59V58H58ZM77 61L76 63H75V61ZM100 60H104V58L103 59H101L100 58ZM106 60H109V59H105L104 60V62H106ZM112 60V59H111ZM139 60V59H138ZM150 60V59H149ZM151 60V61H152ZM156 60H157V58H156ZM192 60V59H191ZM191 60H190V62H191ZM203 60V59H202ZM60 61V60H59ZM66 61V60H65ZM115 61H116V59H115ZM118 61V60H117ZM124 61V60H123ZM120 62L121 63V65H122V63H124V62ZM127 61V60H126ZM140 61H142L143 62V60H140ZM145 61V60H144ZM169 61V60H168ZM189 61V60H188ZM199 61H201V60H199ZM208 61H210V60H208ZM208 61H206V62H208ZM49 62V63H50ZM56 62V61H55ZM54 62V64L56 65V63ZM80 62V61H79ZM78 62V63H79ZM90 62H91V60H90ZM147 62V61H146ZM153 62V61H152ZM190 62L188 63V64H190ZM193 62V61H192ZM192 62H191V64H192ZM196 62V61H195ZM258 62H259V60H258ZM39 63V64H38ZM52 63V62H51ZM141 63V62H140ZM140 63H139V65H140ZM155 63V62H154ZM202 63V62H201ZM201 63H199L198 62V64H201ZM203 63H205V62H203ZM211 63H213V62H211ZM82 64V63H81ZM80 64V65H81ZM118 64H119V61H118ZM127 64V63H126ZM143 64V63H142ZM141 64V65H142ZM169 64V63H168ZM167 64V65H168ZM187 64V65H188ZM190 64V65H191ZM207 64V63H206ZM215 64L213 65V66H215ZM230 64V65H229ZM54 65V66H55ZM85 65V64H84ZM120 65V64H119ZM139 65H138V67H139ZM141 65H140V67H141ZM170 65V64H169ZM258 65H260L262 68L260 69V67L258 66ZM193 66V65H192ZM191 66V67H192ZM44 67H42L43 69H44ZM49 67H50V65H49ZM52 67V66H51ZM80 67H82V66H80ZM124 66H122V69H124L123 68ZM136 67V66H135ZM137 67V68H138ZM139 67V68H140ZM195 67H197V66H195ZM204 67V68H203ZM210 67H211V65H210ZM41 68V69H42ZM161 68V69H160ZM201 68H203L202 69V73H205V70L204 69H209V68H206V66H204V65H202V67ZM211 68H213V67H211ZM141 69V68H140ZM228 69V70H229ZM230 69V70H231ZM34 70V69H33ZM40 70V69H39ZM45 70H49L47 67L44 69V71ZM51 70V69H50ZM128 70V69H127ZM135 69H133L132 70V72H135L134 71ZM143 70L144 69H142V73H144L143 72ZM52 71V70H51ZM117 71H119L120 72V70H117ZM116 71V72H117ZM137 71V70H136ZM140 71V70H139ZM188 71V70H187ZM204 71V72H203ZM209 71L210 70H208V72L207 73H209ZM215 71V68H214V70H213V72ZM48 71H46V73H47ZM50 72V71H49ZM63 72V71H62ZM122 72V71H121ZM148 71L146 70V73H147ZM192 72V71H191ZM190 72V73H191ZM212 74H213V72H212V70L210 71ZM219 72V71H218ZM223 72V71H222ZM222 72H220V74H222ZM225 72V71H224ZM29 73V72H28ZM64 73V72H63ZM146 73H144V74H146ZM149 73V72H148ZM188 73V72H187ZM193 73V72H192ZM215 73H216V71H215ZM228 73V72H227ZM27 74V73H26ZM31 74V73H30ZM48 74V73H47ZM46 74V75H47ZM117 74H119V73H117ZM140 74V73H139ZM225 74V73H224ZM230 74V75H231ZM28 75V74H27ZM43 75V74H42ZM78 75V74H77ZM131 75V74H130ZM143 75V74H142ZM148 75V74H147ZM146 75V76H147ZM160 75H159V78H157L156 79V77L154 78V80L156 79V80H158V79H160ZM186 75V76H185ZM192 75V74H191ZM40 76H41V74H40ZM40 76L39 77H36V78H34V75H33V77H32V75L30 76V75H28L27 76V79L25 78V80H14V79H7V81H4V82H1L0 81V113H3L4 114V116L5 117H12V118H14V120H17L20 124H18V125H16L15 123H12V122H10V121H8V123H6V126H3V128L4 127H6L7 128V130H9V133L13 136V137H10L9 138V136L8 137H5V141H1L0 142V152H2L1 154H3L4 153V155L8 158V157H11L12 158V154H17V153H23L24 152V154H22V156L24 155L25 156V154H27L26 156H34V159H35V157H36V159H35V161L33 160L32 162H27L28 160H30V159H26V161L24 162H22V163H19L18 161H20V160H18L17 162H13L12 160V162L10 161V162H1L0 163V172H5V173H7L8 175H11L12 177H13V183H14V181H15V185H13L12 183H11V185H13V187L15 186V187H17V188H15L16 189V191H17V193L18 194H20L21 195V197L19 198L20 199V202L19 201H16L17 203L19 202V203H21V206H19L20 207V209H15V207H14V209H13V211H12V208H11V210L10 211H12V213L10 214V212H9V214H8V211H9V209H8V207H7V211H5V212H7V214H8V216H7V214H4V215H6V216H4L5 218H0V240H4V241H16L17 243H15V244H17V245H20V246H22V247H24V248H26L25 250L26 251H28L29 252V257H31V256H36L37 258H39V260H40V263L41 264H43V263H45V262H48V261H52L53 259L54 260H59V262H57V263H60L61 262V260L56 256V255H54V252H52L53 250H56L57 248H58V246H59V243L57 242V241H55L54 240V234H55V232H58L59 230L61 231V228L62 229H65V228H67V227H69L70 225L68 224V223H63V216L61 215L64 211H67V212H70V213H72L73 215H75L76 217H81L84 213H88V214H90V211H89V207H93V209H94V207H96V206H99V207H102L103 205H104V208H106L105 207V204L107 203V201L108 200H113L114 198H113V196H112V198L111 197H109L110 195H108L106 192H105V189H109V188H112V186L111 187H108V185L106 184V181L105 180H103V179H101V178H99L100 177V173L102 172V171H105V170H110L111 172H112V169H114V170H116L117 172H118V176H120L121 175V177H122V182H124L125 183V181H126V183L128 184V182L127 181H130L131 182V180H133V179H135L134 177H133V179L132 178H130V176L132 177V176H134V175H141L142 177H144V179L146 178V179H150L151 178V176H156L155 175V172H156V169L157 170H159V168H158V166L159 165H161V164H159V165H157L156 164V162H158V160H157V158L156 159H154V158H152L151 157V154H150V157L151 158H145L146 157V155L144 154V153H141V152H139V151H136V147H133L132 149L131 148H120L119 146H114V145H108V144H106V143H104V140H102V139H99V136H90V137H86V135L85 136H83V134H87L86 132H88L89 134H95V133H98V134H101V133H106L103 129L105 128L106 129V125H107V127L109 126V128H110V126L111 127H115V126H118V127H122L123 129H124V127H127V125H129V124H127L126 122H124L123 121V118H122V121L121 120H119V119H121V117L119 116V112H124L125 113V115L127 116L128 114H129V112H130V110L128 111V113H127V110H126V107H125V110H124V106H123V104H124V102H123V98L120 96V94L119 93H117V92H115L114 90H111V89H109L108 88V86H106V84H104V83H102L103 81H101V80H99V82L96 84V85H93V87L91 86L90 88L91 89H93V88H96L97 90H96V92H92V95H91V97H89V98H87L86 97V100H85V102L86 103H88V104H90V103H92V102H94L95 104H98V105H100L101 106V108H95V109H97L95 112V115H96V119H95V121H90L88 118H87V114H85V115H82V114H80L82 117H80V115H79V117L81 118L79 121L77 120L76 121V123H75V126L78 128H81V129H83V130H80V132L79 133H82L80 136H75L74 138H71L70 140L68 139L67 141H65V142H63V140L61 141L60 140V137L58 138L59 140H60V142H59V144H60V146H61V148H62V152L60 151V149L57 147L56 149H55V147H50V146H41L40 145V147L39 146H37V145H33V147H32V149L33 148H37V151L39 150V151H41V152H48V154L49 155H51L52 156V158H50V156H49V158L46 156H44L43 154H45V153H43L42 155H39L38 154V152H37V154L35 153H31V148L29 149V146L30 145H32V144H30L29 146H27L25 143H24V141H22L21 139H25V138H28V136H27V134H26V132L25 131H27V128L26 127H24V122L25 121H29V119L31 118H29V119H27V113H31V114H33V116L34 115H36V117L37 116H40V115H42L43 117L44 116H48L47 118L49 119V117H51V119H52V122L53 121H57V122H59V124H62V118H65L64 117V115H62V114H70L69 113V111H68V109L67 108H65V107H63L60 103H57L56 102V100H58L57 99V96H58V92L60 91H58V86L56 87V85H55V83H47V82H45V80L44 79H40ZM153 76H155V75H153ZM152 76V77H153ZM215 76V75H214ZM43 77V76H42ZM47 77V76H46ZM66 78H67V76H65ZM149 77V76H148ZM157 77H158V75H157ZM232 77V76H231ZM8 78H10V77H8ZM44 78V77H43ZM48 78V77H47ZM53 78H54V76H53ZM64 78V77H63ZM66 78H64V79H66ZM74 78V77H73ZM191 78V77H190ZM194 78H196V77H194ZM0 79H2V78H0ZM3 79H5L4 77H3ZM63 79V80H64ZM192 79V78H191ZM6 80V79H5ZM48 80V79H47ZM97 80V79H96ZM147 80V79H146ZM155 80V81H156ZM189 80V79H188ZM225 80V79H224ZM50 81V80H49ZM55 81H57V80H55ZM65 81H67V79L65 80ZM75 81H77V80H75ZM98 81V80H97ZM142 81H143V78H142ZM149 81H152V79H150ZM148 80H147V83L149 82ZM230 81V80H229ZM238 81H240V82H238ZM69 82V81H68ZM153 82V81H152ZM157 82V81H156ZM186 82V81H185ZM191 82L192 81H190V83H188V84H190L191 85ZM195 82V81H194ZM212 82H214V81H212ZM225 82V81H224ZM127 83V82H126ZM141 83V82H140ZM143 83V82H142ZM151 83V82H150ZM155 83V82H154ZM158 83V82H157ZM187 83V82H186ZM206 83V82H205ZM216 83V82H215ZM226 83V82H225ZM62 84V83H61ZM70 84V83H69ZM133 84V83H132ZM132 84H130V85H132ZM137 84V83H136ZM153 84V83H152ZM184 84V85H183ZM207 84V83H206ZM218 81H217V86H214V87H218ZM223 84V83H222ZM222 84H221V86H222ZM76 85V84H75ZM127 85H129V84H127ZM135 85V84H134ZM139 85V84H138ZM156 85V84H155ZM154 85V88L156 87ZM187 85V84H186ZM214 85H216V84H214ZM226 86H227V84H225ZM224 85V86H225ZM143 86V85H142ZM146 86V85H145ZM145 86H144V88H145ZM148 86V85H147ZM150 86V85H149ZM223 86V87H224ZM36 87H39L40 89H42L43 91H45L46 93L45 94H47V96H48V98L47 99H43L42 97H40L38 94H39V92H37L36 91ZM129 87V86H128ZM131 87V86H130ZM139 87H141V86H139ZM191 87H193V86H191ZM116 89H118L119 87H115ZM134 88V87H133ZM133 88H131V90L133 89ZM136 88H137V85H136ZM136 88H134V90L136 89ZM144 88H143V90H144ZM147 88H150V87H147ZM153 88V89H154ZM188 88V87H187ZM215 88V89H216ZM220 89L222 88V87H219ZM226 88V87H225ZM225 88L223 89L224 91H225ZM232 88H234V87H232ZM137 89H139V88H137ZM157 89V88H156ZM190 89H192V88H190ZM190 89L188 88V91H190ZM220 89H218V90H220ZM227 89V88H226ZM63 90H64V88H63ZM142 90V89H141ZM142 90V91H143ZM146 90V89H145ZM151 90V88L149 89V91ZM194 90H195V88H194ZM89 91V90H88ZM223 91V92H224ZM225 91V92H226ZM233 91V90H232ZM136 92V91H135ZM150 92H152V91H150ZM196 92H198V91H196ZM216 92H218L217 90H216ZM221 92V91H220ZM220 92H218V94H220L222 97H223V93H220ZM142 93V92H141ZM144 93V92H143ZM142 93V94H143ZM146 93V92H145ZM149 93V92H148ZM188 93H190V92H188ZM194 92L192 91V94H193ZM200 93V92H199ZM227 93V92H226ZM41 94V93H40ZM70 94V93H69ZM191 93H190V95H192ZM223 94V95H222ZM160 95V94H159ZM189 95V94H188ZM189 95V96H190ZM193 95H195V93L193 94ZM192 95V96H193ZM197 95H198V93H197ZM228 95V94H227ZM229 95H231L230 93H229ZM89 96V95H88ZM151 97H152V95H150ZM157 96H158V94H157ZM198 96H200V95H198ZM202 96V95H201ZM232 96V95H231ZM191 97V96H190ZM230 97V96H229ZM147 98V97H146ZM197 98V97H196ZM202 98H204V97H202ZM157 99V98H156ZM191 99H193V98H191ZM195 99V98H194ZM193 99V100H194ZM199 99L201 100V97L200 98H198V99H196L198 102H199ZM226 99V98H225ZM193 100H192V102H193ZM195 100V101H196ZM222 100V99H221ZM126 101V100H125ZM202 101V100H201ZM204 101V100H203ZM214 101V100H213ZM217 101V100H216ZM134 102V101H133ZM137 102V101H136ZM218 102V101H217ZM220 102V101H219ZM138 103V102H137ZM158 103H159V101H158ZM189 103H191V102H189ZM195 104H196V102H194ZM200 103V102H199ZM87 104V105H88ZM135 104V103H134ZM147 104H148V102H147ZM150 104H151V102H150ZM193 104V103H192ZM152 105V104H151ZM155 105V104H154ZM158 105V104H157ZM187 105V106H186ZM194 105V104H193ZM65 106V105H64ZM145 106V105H144ZM156 106V105H155ZM186 106V107H185ZM192 106V105H191ZM158 107V106H157ZM158 107V108H159ZM193 107V106H192ZM192 107H190V108H192ZM194 107V108H195ZM75 108V107H74ZM80 108V107H79ZM147 108V107H146ZM155 108V107H154ZM164 108V109H165ZM189 108V107H188ZM93 109V108H92ZM94 109V110H95ZM127 109H128V107H127ZM166 109V110H167ZM149 110V109H148ZM151 110H153V108L151 107V109L149 110V111H151ZM163 111V110H162ZM189 111H191V110H189ZM198 111V110H197ZM70 112H72V110L70 111ZM73 112H75L76 114H79L78 112H76V111H73ZM73 112L71 113L72 115H73ZM191 112H193V111H191ZM74 113V114H75ZM81 113V112H80ZM93 113V112H92ZM147 114V113H146ZM192 114V113H191ZM195 114L196 115H198L197 114V112H196V109H195ZM195 114H193V116H195ZM90 115H92V114H90ZM89 115V116H90ZM188 115V116H187ZM31 116V115H30ZM69 116V115H68ZM78 116V115H77ZM192 116V115H191ZM190 116V117H191ZM29 117V116H28ZM42 117V119H45V117L43 118ZM67 117V116H66ZM35 118V117H34ZM73 118V117H72ZM41 119V118H40ZM55 119V120H54ZM66 119V118H65ZM69 119V118H68ZM75 119H76V117H75ZM79 119V118H78ZM129 119V118H128ZM242 119V120H243ZM30 120H32V119H30ZM36 120H37V118H36ZM36 120H34L35 122H38V121H36ZM70 120V119H69ZM238 120V119H237ZM42 121V120H41ZM50 121V120H49ZM55 121V122H56ZM64 121H66V120H64ZM238 121H241V120H238ZM34 122V123H35ZM40 122V121H39ZM38 122V123H39ZM47 122V121H46ZM61 122V123H60ZM138 123H139V125H144V121L143 120H138L137 121ZM207 122V121H206ZM212 122V123H213ZM234 122V121H233ZM236 122V121H235ZM258 122V123H259ZM261 122V123H262ZM33 123V122H32ZM44 123V122H43ZM49 123V122H48ZM74 123V122H73ZM104 123H106V125L104 124ZM134 123V122H133ZM212 123H211V125H212ZM238 123V122H237ZM262 123V124H263ZM64 124L66 125V124H68V122L66 123V122H64ZM64 124H62V126L64 125ZM69 124H71L72 125V123H69ZM209 124V123H208ZM227 124H230V123H227ZM5 125V124H4ZM43 125H45V124H43ZM226 125V124H225ZM1 126V125H0ZM67 126V125H66ZM74 126V125H73ZM72 126V127H73ZM256 126H258V127H256ZM264 126V125H263ZM28 127V126H27ZM104 127V128H103ZM117 127V128H118ZM5 128V129H6ZM32 128V127H31ZM71 128V127H70ZM74 128V127H73ZM77 128H74V129H77ZM128 128V127H127ZM130 128V127H129ZM26 129V130H25ZM34 129V128H33ZM61 129V128H60ZM65 129V128H64ZM126 129V128H125ZM214 129H216L217 131H219V132H222L224 129H225V127L223 126V124L222 125H217V126H215L214 127ZM260 129H261V127H260ZM6 130V131H7ZM39 130V129H38ZM42 130V129H41ZM49 130V129H48ZM78 130V129H77ZM76 130V131H77ZM128 130V131H127ZM126 131H127V133H126V135H134L135 133L139 136V135H142V133L140 132V130L138 131L137 129V131L135 132V130H129V129H127ZM29 132L31 131V135L33 136V132H32V130H28ZM27 131V132H28ZM35 131V130H34ZM51 131V130H50ZM72 131V130H71ZM125 131V132H126ZM212 131V130H211ZM0 132H1V130H0ZM23 132H25V133H23ZM43 132V131H42ZM2 133V132H1ZM36 133V132H35ZM47 133H49V132H47ZM238 133V134H237ZM51 134V133H50ZM52 134H54L53 132H52ZM51 134V135H52ZM59 134V133H58ZM144 134V133H143ZM221 134H223V133H221ZM1 135V134H0ZM28 135H29V133H28ZM45 135V134H44ZM48 135V134H47ZM57 135V134H56ZM56 135H54V136H56ZM96 135V134H95ZM104 135V134H103ZM106 135V134H105ZM111 135V134H110ZM109 135V136H110ZM38 134H37V137L35 136V134H34V138L36 137V138H38ZM42 136V135H41ZM41 136H40V138H41ZM58 136H60V135H58ZM73 136V135H72ZM107 137H108V135H106ZM117 136V135H116ZM116 136H110V137H114L115 138V141H119V142H124V140L126 141V140H128L127 139V137H125V139L123 138L122 139V137L121 138H119V136L118 137H116ZM254 136V137H255ZM261 136V135H260ZM264 136V135H263ZM1 137V136H0ZM4 137V136H3ZM2 137V138H3ZM29 137H30V135H29ZM33 137H30V139L31 138H33ZM63 137V136H62ZM39 138V139H40ZM44 138V137H43ZM50 138H51V136H50ZM63 138H65V137H63ZM62 138V139H63ZM57 139V138H53L52 140L53 141H55V140ZM66 139V138H65ZM206 139H207V145H208V147H210L209 149H210V151L208 152V154L207 153H205L206 155H213L214 157H217V158H219V159H221L220 161L221 162H224V163H227L226 162V160L228 159V154H227V152H228V149L226 148V146L224 145L226 142H227V139L228 138H225V136L223 135V136H221V135H219L218 133H212V132H209L208 134H207V136H206ZM260 139V138H259ZM0 140H1V138H0ZM34 140V139H33ZM40 140H42V138L40 139ZM47 140V139H46ZM51 139L49 140V142L51 141L52 143H53V145H55V143L52 141ZM59 140H56L57 142L59 141ZM102 140V141H101ZM109 140V139H108ZM167 140V139H166ZM263 140V139H262ZM28 141H29V139H28ZM48 141V140H47ZM49 142H47V143H49ZM56 142V143H57ZM129 142V141H128ZM28 143H31L30 141L28 142ZM42 143V142H41ZM162 143H163V146L165 147L164 148V150L166 151V152H164V154L165 153H167V155H168V152L167 151H170V153H174V149L173 150H171L172 149V146L171 145H168L165 141H162ZM35 144V143H34ZM58 144V145H59ZM110 144H111V142H110ZM136 145H138V144H136ZM186 145V144H185ZM56 146V145H55ZM139 147V146H138ZM140 148V147H139ZM144 148V147H143ZM184 148H195L196 150L198 149L197 147H195L194 145H192V144H187ZM198 150H200V149H198ZM34 151V150H33ZM41 152H39V153H41ZM0 154V155H1ZM47 154V153H46ZM10 155V156H9ZM19 155H21V154H19ZM153 155V154H152ZM170 155V154H169ZM25 156V157H26ZM3 157V156H2ZM13 157H15V156H13ZM65 157H67V159L65 158ZM16 158H17V155H16ZM16 158H14L13 160H15ZM19 158V157H18ZM159 158V157H158ZM171 158V157H170ZM1 159V158H0ZM160 159V158H159ZM163 159V158H162ZM232 159V158H231ZM2 160V159H1ZM0 160V161H1ZM37 160V161H36ZM39 160V161H38ZM234 160V159H233ZM236 160V159H235ZM5 161V160H4ZM8 161H9V159H8ZM160 162H161V159H160ZM163 162V161H162ZM161 162V163H162ZM215 162V161H214ZM159 163V162H158ZM166 163V162H165ZM165 163H163L164 165H165ZM220 163V162H219ZM224 163H222L223 165H225V166H227V167H237V166H240V165H235V166H232V165H226V164H224ZM201 164V163H200ZM196 165H198L196 162H194V164L192 165L193 167L194 166H196ZM28 167H35V168H38V169H40L43 173H45L47 176H48V179L50 178L52 181H53V183L55 184H53L54 185V187H52L53 185H51L50 187H52V189L54 190L53 192V196H52V199L49 197V196H51L50 194H48L49 196V198L48 197H46V196H44V197H46L45 199L46 200H42L41 202L39 201V200H41V199H38V198H40V195H39V197H37V196H35V197H37V199H35L34 200V198H32V193H30V190H29V187H28V190H29V192L27 191V189H25V182H24V185L21 183V182H19V183H21L23 186H19L18 185V183L16 184V182H18L17 180H21V177H23V176H20L19 175V173H18V171L19 172H21V170H20V168H28ZM191 167V166H190ZM190 167H189V169H190ZM161 169V168H160ZM250 168L248 167L247 168V170H249ZM23 170V169H22ZM34 170V169H33ZM32 170V171H33ZM168 170H170V169H168ZM27 171V170H26ZM40 171V172H41ZM78 171V172H77ZM109 171V172H110ZM79 172H80V174L81 175H83L84 177H86L88 180H86V178H83V176H81V175H79ZM100 172V173H99ZM106 172V171H105ZM163 172H165V171H163ZM24 173V172H23ZM27 173V172H26ZM25 173V174H26ZM74 173H76L75 175H74ZM77 173H78V175H77ZM168 173V172H167ZM4 174V173H3ZM131 174V175H130ZM159 174H161V173H159ZM158 174V175H159ZM5 175V174H4ZM27 175V174H26ZM113 175H114V173H113ZM174 175V174H173ZM77 176H79V177H77ZM80 176H81V178H82V180H81V178H80ZM8 177V176H7ZM28 177V176H27ZM110 177V176H109ZM114 177H117L116 175H114ZM113 177V178H114ZM120 177V178H121ZM159 177H160V175H159ZM5 178H6V175H5ZM156 178V177H155ZM161 178H163V177H160L159 178V180L161 179ZM9 179V178H8ZM24 179V178H23ZM85 181H84V180ZM123 179H126V180H123ZM131 179V180H130ZM187 179H188V176H187ZM1 180V179H0ZM114 181H115V179H113ZM155 180V179H154ZM172 180V179H171ZM117 181V180H116ZM134 181V180H133ZM132 181V182H133ZM146 181V180H145ZM163 181H164V179H163ZM170 181V180H169ZM28 182V181H27ZM129 182V184H131ZM189 182V181H188ZM8 183V182H7ZM10 183V182H9ZM33 183V182H32ZM124 183H123V185H124ZM163 183V182H162ZM168 183V182H167ZM4 184V183H3ZM20 184V185H21ZM36 184H37V182H36ZM40 184H42V183H40ZM120 184H121V182H120ZM143 184V183H142ZM141 184V185H142ZM169 184H170V188H171V190L173 191L172 192V194L174 193L175 195H176V197L177 198H179L180 200H183L184 202L185 201H187V202H189L190 201V194H189V192H188V190H186V188H185V186H183L182 184H181V182L178 180V179H176L175 178V180H173V181H171V183L169 182ZM8 185V184H7ZM18 185V186H17ZM32 185V184H31ZM45 185V184H44ZM44 185L43 186H41L42 188L44 187ZM144 185V184H143ZM164 185V184H163ZM27 186H29V185H27ZM36 186V185H35ZM67 186V191L66 190H64L63 189V187H66ZM125 186V185H124ZM146 186H148V185H146ZM34 188V190H36L37 189V187H39V185L36 187V189H35V187L34 186H31V188ZM47 187V186H46ZM149 187H150V185H149ZM189 187H190V184H189ZM40 188V187H39ZM41 188V189H42ZM61 188H62V190H61ZM143 188V187H142ZM4 189V188H3ZM14 189V190H15ZM40 189V190H41ZM48 189V188H47ZM107 189V190H108ZM114 189V188H113ZM1 190V189H0ZM5 190H6V187H5ZM190 190H191V188H190ZM2 191V190H1ZM6 191H8V190H6ZM10 191H11V189H10ZM16 191H15V193H16ZM58 191V192H57ZM117 191V190H116ZM152 191V190H151ZM34 192V191H33ZM40 192V191H39ZM49 192V191H48ZM47 192V193H48ZM1 193V192H0ZM7 193V192H6ZM15 193H13V194H15ZM15 194L16 195V197L14 196L13 198H14V202H15V198H17L18 199V197H17V195L18 194ZM43 193V192H42ZM46 193V194H47ZM165 193V192H164ZM191 193H192V191H191ZM3 194V196L5 195L4 193H2ZM39 194V193H38ZM37 194V195H38ZM41 194V193H40ZM12 195V194H11ZM10 195V192H9V194H8V196H11ZM19 195V196H20ZM108 195V196H107ZM174 195V196H175ZM192 196H193V194H192ZM12 197V196H11ZM11 197H9V198H11ZM42 197H43V195H42ZM176 198V199H177ZM16 199V200H17ZM43 199V198H42ZM51 201V200H54L53 201V204L49 201V200ZM117 199V198H116ZM4 200V199H3ZM3 200H2V202H3ZM11 200V199H10ZM9 200V201H10ZM13 200V199H12ZM37 200V201H36ZM110 200V201H111ZM193 200H194V197H193ZM8 201V200H7ZM6 201V202H7ZM9 201H8V205H11V203H9ZM110 201H108L109 203H110ZM46 202H49V203H46ZM115 202V201H114ZM113 202V203H114ZM13 205V204H12ZM11 205V206H12ZM188 205V204H187ZM2 206V205H1ZM14 206V205H13ZM16 206V205H15ZM82 206H86V208H83ZM195 206H196V209L198 208L197 207V205H196V203H195ZM10 207V206H9ZM17 207V206H16ZM260 206L259 205H256L255 207H254V209L255 210H257L258 208H259ZM110 208V207H109ZM242 208H244L245 209V206H242V205H237V206H232V207H230V209H228V211L222 216V220H223V218H226L227 220H229L230 221V218L233 216V214L234 213H239L238 211L240 210V209H242ZM91 209V208H90ZM59 210V211H58ZM92 210V209H91ZM108 210V209H107ZM109 210H111V209H109ZM4 211V210H3ZM1 212V211H0ZM95 212V211H94ZM197 214L199 215V212H198V209H197ZM86 215V214H85ZM62 216V217H61ZM84 216V215H83ZM90 217H91V215H89ZM199 216H201V215H199ZM0 217H3V214H2V216H0ZM61 217V218H60ZM201 217H203V218H205V220H207V224H205V225H209L210 223H211V220L212 219H210V218H206V217H204V216H201ZM91 218H93V217H91ZM222 220L221 221H219V223H220V231L222 232V233H224V234H228V233H230V231H228V232H226V229H225V231H224V229H223V227H227L226 225H224L223 224V222H222ZM77 222V221H76ZM78 223V222H77ZM195 224V223H194ZM198 225V224H197ZM205 225H200V226H205ZM53 237V238H52ZM32 239H34V240H36L37 241V243H32L31 242V240ZM1 242V241H0ZM169 242V241H168ZM169 244L172 246V247H174V245H172L170 242H169ZM8 245V244H7ZM11 246V245H10ZM16 246V245H15ZM14 246V247H15ZM78 247H81V245H76L75 246V250H77L78 249ZM148 248V247H147ZM175 249H176V253H177V261H178V259H179V249L178 248H176V247H174ZM73 250H74V248H73ZM147 250V249H146ZM11 253V252H10ZM9 253V254H10ZM7 253H6V256H5V254H3V256L2 255H0V258L2 259L3 257H7ZM36 258V259H37ZM84 258H85V256H84ZM89 258V257H88ZM88 258H86V259H84V261H81V262H79L80 264H82V263H84V262H86L87 260H88ZM23 259V258H22ZM21 259V260H22ZM26 260V259H25ZM38 260V261H39ZM41 260H42V262H41ZM48 264V263H47ZM178 264H179V261H178Z\"/></svg>",
  "mask_w": 264,
  "mask_h": 264
},
{
  "label": "crops",
  "instance_id": "3",
  "mask_svg": "<svg viewBox=\"0 0 264 264\" xmlns=\"http://www.w3.org/2000/svg\"><path fill=\"white\" fill-rule=\"evenodd\" d=\"M37 1V2H36ZM36 1H34L32 4H37L36 6H34L33 5V8L34 9H38V7H40L39 9L40 10H42V11H45L44 13H35V17H34V19L36 20L38 17H39V15H40V19H42V18H44L45 17V15H46V13H47V11H48V4L45 2V0H36ZM56 1V2H55ZM54 2L58 5H60L61 7H63V5H65V4H67L68 6H69V11L71 12L70 13V15H72V17L70 16V17H64V18H62L61 20H60V22L56 25V26H54L53 28H52V30H51V33L48 35L49 37H51L50 39L51 40H53V39H55V41L57 42V41H59V42H61V41H63L64 39H66V40H68V39H73V40H71V42L73 43H79V44H83V45H86V44H89V45H92V43H88L87 41H85V38L87 37V35L89 34L90 35V32L88 31V30H91L92 31V29L94 28L95 29V27L97 28V29H93V31L91 32L92 33V35H93V38L94 39H96V41H95V43L93 44V46H96V44H97V49H99V50H101V48H102V50H101V52H99V51H93V56H92V58L93 57H96V61L94 62V63H92V58L91 59H88V61H86V59H87V56H86V54H88V51L86 52V54H84V53H82L83 52V47H81L79 50L76 48H74L73 50H70V53H77V52H79V53H81L82 54V57L84 58V60L82 59V60H78V62L77 61H75V63L77 62V65H78V67H79V69H80V71L78 72V71H75V73H73V77L71 78V80H73V81H75V80H77V82H80V80L81 79H86V77H87V79L89 80V82H91V83H88V82H85L84 80H83V82L81 83L82 85H84V86H93V85H96L98 82H99V80H101V81H106V80H109V81H112V80H115V84H117V85H115L114 87H120V86H125V85H127L125 82H126V80H124V77L122 76V77H120V79H122V82H120L119 80H118V78H117V75H122L123 74V72L124 73H128L129 72V69H131V70H133V69H135L134 71V73H136V74H143L142 75V78H143V83L141 82H137V84H136V82H133V84L132 85H134V86H132L131 88H136V85H137V88H139V89H135L134 90V88L132 89V91L133 92H135V93H140V94H142L143 92V94H145V92L147 93V92H149L147 95L148 96H150V95H152V93L150 92V91H152V92H154V93H156V98H157V100L158 101H160V98H161V93H158V86L160 85V84H163V83H161L160 81L161 80H156L157 78H159V75L161 74H155V73H151V71H152V68H148V69H146L145 67L144 68H142L143 67V65H141V63H140V65H141V67H140V65H139V63L138 64H136V67L135 66H132V68H131V66H130V63H131V61H132V59L131 58H129L128 56V53L129 52H132V50H133V52L135 51V52H139L140 51V49H139V46L138 45H140V47H141V45H142V43L145 41V38L146 39H149V41H148V43H149V46H150V48L148 49H146V50H144L143 52H145L144 54H143V52L141 53V56L144 58H142V60L144 61V60H146L147 62H152V63H154V62H156V58H157V56H156V54H155V52L158 50V49H156V50H153L152 49V46L154 45H156L155 43H159V44H163L164 42H162V41H157L158 39L157 38H155V31H154V28L158 25L159 27H157V28H159V29H157V28H155V30H157V31H160L158 34L160 35V34H163L164 35V38H166L167 40H166V42L164 43V44H166V46L168 47V48H170V50L173 48V46L174 45H176L175 43H177V41H179L180 39H183L184 40V42L186 43L187 41H188V37L187 36H185L186 38H188L187 39V41H185L186 39H184V37H179V38H177L176 39V37L174 38V37H172L171 36V38L169 37V36H167L166 35V33H168V35H169V31H166V30H163L162 29V27H163V24H161V23H163V22H166V19H167V21H168V19L169 20H171L172 19V16H173V13H171L170 11H169V8H168V4H167V2H165V0H149V1H152V3H155L154 4V6H155V8H154V6L152 7L153 9V11H149L150 10V8L148 7V9L149 10H146L147 9V5L145 4V7H144V5H143V3L145 2L146 3V1H148V0H144V2L141 0H137L138 2H134V1H136V0H112L111 1V3H110V1L109 2H105V1H108V0H84L85 2H84V6L87 8V7H89L88 8V10H89V12H90V14H87V16L86 15H82V14H80V10H79V8H77V6H75V5H77V4H81V3H78V2H73V0H55ZM133 1V2H132ZM162 3H161V2ZM125 2H127V3H125ZM117 3V4H116ZM140 4V5H142L143 7H141L140 5H138V4ZM161 3V4H160ZM0 4H2V2H1V0H0ZM27 4H29V3H27ZM39 4V5H38ZM108 6H106V5ZM110 4V5H109ZM136 4V5H135ZM112 5V6H111ZM126 5V6H125ZM137 5H138V7L140 8V9H138L137 8ZM157 5V6H156ZM123 6V7H122ZM131 6V7H130ZM14 7V8H13ZM97 7V8H96ZM104 7H106V8H108L109 9V11H108V9H106V8H104ZM109 7H111L112 9H110ZM119 7V8H118ZM125 7V8H124ZM128 7V8H127ZM158 9H160V10H157V8ZM161 7V8H160ZM12 10H19V9H21V8H19V9H17V6L14 4L12 7ZM42 8V9H41ZM62 9V8H61ZM71 9V10H70ZM117 9H119V10H117ZM132 9V10H131ZM141 9H143V12H144V14H143V12H142V10ZM107 10V11H106ZM113 10V11H112ZM145 10L147 11V12H145ZM96 11L98 12H100V14H103L104 13V16H101V17H99L100 15L99 14H96ZM116 11V12H115ZM154 11H156L155 13H154ZM158 11L160 12V14H161V16L158 14ZM124 12V13H123ZM136 12H138V13H136ZM140 12H142V13H140ZM150 12V13H149ZM74 15H73V14ZM109 13V14H108ZM117 13V15H116V17H115V14ZM123 13V14H122ZM147 15H146V14ZM154 13V14H153ZM156 13H157V17H155V16H153V15H156ZM79 14V15H78ZM123 15V17L121 18V16ZM125 14V15H124ZM150 14L153 16H151L150 17ZM162 14L164 15L163 17H162ZM169 14V15H168ZM89 15V16H88ZM92 15L94 16V17H96L95 19H97V20H95L94 18H89V17H92ZM140 15L142 16V19H141V17H140ZM143 15H145V16H143ZM172 15V16H171ZM112 16H114L113 18H111ZM137 16V17H136ZM159 16H160V18H159ZM2 17V16H1ZM127 17H130V18H127ZM138 17L141 19V22L142 21H148V25H146L145 27H142V23H139V22H136V21H140L139 19H138ZM144 17V18H143ZM146 17V18H145ZM162 17V18H161ZM75 18H77V19H75ZM102 18V19H101ZM104 18V19H103ZM105 18H107V20L105 19ZM119 18V19H118ZM120 18L122 19V22L120 21ZM127 18V21L126 22H133L132 24L131 23H127V24H125L126 22H125V19ZM147 18L149 19V20H147ZM151 18V19H150ZM156 18H158V19H156ZM166 18V19H165ZM85 19V20H84ZM89 21H93L94 23H92V22H90V23H92V24H90L91 26H89L87 23V21L88 20ZM101 19V20H100ZM129 19H131V21L129 20ZM146 19V20H145ZM152 19H153V21H152ZM163 21H162V20ZM79 20V21H78ZM84 20V21H83ZM106 20V21H105ZM136 20V21H135ZM156 20V21H155ZM157 20H159V21H157ZM5 21H8V19L7 18H5ZM19 21L21 22V20L20 19H16L15 20V22H17L16 23V25H19L20 23H19ZM98 21V22H97ZM101 21H104V22H101ZM152 21V22H151ZM101 22V23H100ZM106 22V23H105ZM111 23L112 22V29H111V31H113L114 32V34L116 35L117 33H119V38H118V36H115L114 35V37H117L119 40H118V44H117V46H119L120 47V49L122 50V51H120V53L119 52H117V51H114V50H117V46L116 47H114L115 45H109L108 44V46H107V43L104 41V40H101V38L103 39V37L105 36L102 32H104V27H102V26H105V24H107V23ZM125 22V23H124ZM136 22V23H135ZM117 23H119V24H123V25H127V29L125 28V26H120V25H116ZM156 25V26H154V24ZM156 23H158V24H156ZM79 24V25H78ZM95 24V26H93ZM97 24V25H96ZM104 24V25H103ZM114 24L116 25V26H114ZM135 26H134V25ZM140 24H141V27H139L140 26ZM101 25V26H100ZM137 25H138V27H137ZM151 25V26H150ZM76 26H78V27H76ZM119 26H120V28H119ZM130 26V27H129ZM132 26V27H131ZM92 27V28H91ZM99 27V28H98ZM126 29H124V28ZM135 27H136V30H135ZM161 27V28H160ZM91 28V29H90ZM102 28V30H100V31H98V29H101ZM118 28V29H117ZM124 29V31H123V29ZM131 28V29H130ZM134 28V29H133ZM138 28V29H137ZM74 29V30H73ZM77 29L79 30V31H82V32H80L79 33V31L77 32ZM117 29V30H116ZM121 29V30H120ZM96 30L98 31V34L96 33ZM116 30V31H115ZM120 32H119V31ZM76 31V33L74 34V32ZM88 31V32H87ZM125 33H123V32ZM128 31V32H127ZM132 31V32H131ZM88 34H87V33ZM166 32V33H165ZM36 33V29H32L31 31H30V34H32L31 35V38L29 39V40H31V41H34V39H35V37H34V34ZM73 33V34H72ZM78 33V34H77ZM83 33V34H82ZM96 35H94V34ZM123 33V34H122ZM130 33H135V36H133V35H129ZM128 34V35H127ZM139 36H138V35ZM52 35V36H51ZM67 35V36H66ZM75 35V36H74ZM76 35H79L80 37H81V39H80V37H79V39H77V37H76ZM82 35V36H81ZM98 35V36H97ZM121 35V36H120ZM122 35H123V37H124V39H123V37H122ZM125 35L127 36V37H125ZM171 35V34H170ZM85 38H84V37ZM99 36H100V38H99ZM132 37V40H131V38L130 37ZM136 36H137V38H136ZM76 37V38H75ZM98 39H97V38ZM129 37V38H128ZM167 37H169V39L167 38ZM121 38V39H120ZM155 38V39H154ZM192 38V37H191ZM12 39H13V37H12ZM125 40V41H123V40ZM136 39V40H135ZM170 39H174V41H170ZM65 40V41H66ZM80 40V41H79ZM97 40H99V41H97ZM122 40V41H121ZM128 40V41H127ZM154 40H156V41H154ZM170 41V42H167V41ZM130 41V42H129ZM136 42L137 43V45L136 44H133V42ZM152 41V42H151ZM141 42V43H140ZM161 42V43H160ZM5 43H8V45H6ZM5 43H4V46H5V48H6V51H8L9 49L11 50V47H12V45H13V43H12V41H11V43H12V45H11V43H10V41L9 40H7V41H5ZM27 43H28V41L26 42V44L25 43H20L19 45H23L24 47L25 46H27ZM48 41H45L44 40V42H42L41 44H39L40 46H42V47H44L45 45H48ZM103 43V44H102ZM121 43H122V45H121ZM125 43V44H124ZM154 43V44H153ZM172 43V44H171ZM184 43V45H183V48H182V51L183 50H186V52L189 54V48H190V46L188 47V50L186 49V46H188V45H186ZM189 43V42H188ZM200 43V41H198V44ZM202 43H204V47H201V45L199 46V49H201V48H204V50L203 51H205L206 52V54L207 53H209L210 55H209V59H207L208 58V55H206L205 54V52H201V51H199L197 54H196V56H197V60L199 61V60H202L203 59V62H205V63H201L200 61V63H201V65H204V66H206V68H209V69H204L205 70V73H202V69L204 68H201V67H199V70H197V69H193V68H191V66L188 64V65H186V67H185V69H186V71H185V73L187 74V76L185 77L186 79H184L183 80V83L185 84H183L184 86V88H186V89H184V90H186V97L188 96L189 97V99H190V101H188V103H187V108H185V110H187L188 111V113H189V117L192 115L193 116V114H195V109H196V112H197V114H198V112L200 111V109H201V107H203V108H205V106L203 105L204 103H206V102H208V100L206 99V98H202L203 97V94H202V92L201 91H199L198 89L196 90V88H195V90H194V87H191L193 84H195V83H197V84H199V82H200V77L199 76H203L204 78H206V75H208L209 77H210V79L213 77V74L210 72L211 70H212V72H213V70H214V68H215V70H219V68H216V66L218 65L217 63L215 64L214 62H216V61H218L219 60V62H220V58L224 61V59H225V57L224 56H226V54L227 53H224V55H222L221 57H220V54L219 53H217V51H216V49L214 48V50H213V48L211 47V46H208L207 44H208V42H202ZM29 44V43H28ZM104 44H106V46L104 45ZM131 45V47L129 46V45ZM152 46H151V45ZM127 45V46H126ZM169 45V46H168ZM205 45H207V46H205ZM6 46H8V47H6ZM112 46V47H111ZM124 46V47H123ZM137 46V47H136ZM182 46V45H181ZM203 46V45H202ZM80 47V46H79ZM128 49L129 47L130 48H132V50L129 48L128 49V51H127V49ZM133 47H136V50H135V48H133ZM205 47H206V49H205ZM210 47H211V50H212V53H213V55L211 54V52L210 51H208L209 49H210ZM106 48L108 49L107 51H106ZM123 48V49H122ZM193 48V47H192ZM208 48V49H207ZM110 49H111V52H109L110 51ZM126 49V50H125ZM150 49H152L151 51H149V52H153L152 54L150 53L149 54V52H148V50H150ZM198 49V50H199ZM131 50V51H130ZM167 50V49H166ZM12 51V50H11ZM102 51H105V52H102ZM107 52V53H106ZM116 52V53H115ZM148 52V53H147ZM107 55H106V54ZM108 53H109V55H108ZM110 53L112 54V55H110ZM202 53H203V55H202ZM229 53H231V52H229ZM45 54H47V53H45ZM48 54L50 55V56H55L54 55V52L53 53H49L48 52ZM47 54V56H49ZM75 54H74V56H75ZM145 55V57L143 56V55ZM149 54V56H146V55H148ZM184 54H185V52H184ZM216 54V55H215ZM219 54V55H218ZM100 55H102V57L104 58V60L107 58V59H109V60H106V62H104V60H100V58L101 59H103ZM114 55V56H113ZM121 55V56H120ZM150 55H152V56H150ZM206 55V59L203 57V56H205ZM218 55V56H217ZM58 56V57H57ZM106 56V57H105ZM112 56V57H111ZM117 56V57H116ZM140 56V57H141ZM154 56H156L155 57V59H151L152 57H154ZM213 58H212V57ZM56 57V59L54 60V61H52L53 63L55 62L56 63V67L58 66V63H59V60L60 59H62L61 57H60V55L58 54V55H56L55 56ZM71 57V56H70ZM70 57H68V59H66V62H67V60H68V63L70 62H73V58H70ZM100 57V58H99ZM126 57H127V59H126ZM150 57V58H149ZM214 57H216V60L214 59ZM220 57V58H219ZM41 57H37V59H39V61L38 62H42L43 61V59H45V58H41ZM57 58H59V60L57 59ZM112 60H111V59ZM200 58V59H199ZM115 59H116V61H115ZM150 59V60H149ZM204 59H205V61H204ZM212 59H214V60H212ZM218 59V60H217ZM63 60V59H62ZM90 60H91V62H90ZM119 61V64H118V61ZM125 62H124V61ZM127 60V61H126ZM141 60V59H140ZM152 60V61H151ZM208 60H210V61H208ZM229 59H225V63H227L226 61H228ZM230 60H232V59H230ZM229 60V61H230ZM61 61V60H60ZM64 61V60H63ZM124 62V63H122V65H121V63L120 62ZM206 61H208V62H206ZM228 61V62H229ZM211 62H213V63H211ZM82 63V64H81ZM127 63V64H126ZM207 63V64H206ZM39 64V63H38ZM81 64V65H80ZM85 64V65H84ZM215 64V66H213ZM52 66L53 68L55 67V66ZM67 65V64H66ZM107 65H110L111 66V71L109 72V75L106 77L105 76V67L107 66ZM132 65V64H131ZM138 65H139V67L141 68H139L138 67ZM210 65H211V67H213V68H211L210 67ZM230 65V64H229ZM80 66H82V67H80ZM122 66H124L123 68L124 69H122ZM185 66V65H184ZM39 69H41L42 67H44V66H40V64H39ZM45 67H48V69L50 68H52L51 67V65H50V67H49V65L48 66H45ZM44 67V68H45ZM138 67V68H137ZM217 67H219V66H217ZM226 67V69H229L227 66H225ZM52 68V69H53ZM161 68H164L163 66H161ZM160 68V69H161ZM166 69H168L167 67H165ZM165 68H164V71H165ZM43 69V68H42ZM60 69H61V67H60ZM128 69V70H127ZM142 69H144L143 70V72L144 73H146V70L149 72H147L146 74H144V73H142ZM225 69V68H224ZM231 69V68H230ZM229 69V70H230ZM117 70H120V72L119 71H117ZM125 70V71H124ZM137 70V71H136ZM140 70V71H139ZM188 70V71H187ZM208 70H210L209 71V73H207L208 72ZM232 70V69H231ZM117 71V72H116ZM122 71V72H121ZM193 73H192V72ZM207 71V72H206ZM233 71V70H232ZM188 72V73H187ZM191 72V73H190ZM204 72V71H203ZM117 73H119V74H117ZM78 74V75H77ZM148 74V75H147ZM192 74V75H191ZM147 75V76H146ZM153 75H155V76H153ZM157 75H158V77H157ZM162 75V74H161ZM161 75H160V78H161ZM149 76V77H148ZM153 76V77H152ZM156 77V81L158 82H156L155 80H154V78ZM192 79H191V78ZM194 77H196V78H194ZM208 77V78H209ZM90 78V79H89ZM86 79V80H87ZM98 81H97V80ZM149 81L150 79H152V81H149L148 83H147V80ZM189 79V80H188ZM104 81L102 82V83H104ZM187 83H186V82ZM190 81H192L191 82V85L190 84H188V83H190ZM195 81V82H194ZM76 82V81H75ZM128 82V81H127ZM151 82V83H150ZM155 82V83H154ZM159 82H160V84H159ZM95 83V84H94ZM153 83V84H152ZM207 83V84H206ZM206 83H203V85H207V86H209V87H212L213 89H214V91L216 92V90L218 91V92H220V93H223L222 95L224 96V97H226L225 95H227V98H226V100L225 101H227V99H228V101H229V98H231L234 94L233 93H235V90H231V92H233V93H231V92H228V91H226V90H228V89H226L225 88V86L222 84L223 82H218L219 84H218V87L216 88V87H214V86H217V82L215 83V82H212V81H206ZM104 84H106V83H104ZM139 84V85H138ZM156 84V85H155ZM186 84L187 85H189V86H186ZM214 84H216V85H214ZM221 84H222V86H221ZM130 85V84H129ZM143 85V86H142ZM146 85V86H145ZM148 85V86H147ZM150 85V86H149ZM154 85L156 86L155 88H154ZM139 86H141V87H139ZM144 86H145V88H144ZM224 86V87H223ZM147 87H150L151 88V90L149 91V89L150 88H147ZM190 89V88H192V89H190V91H188V88ZM219 87H222L223 89L225 88V91L227 92H225L222 88L220 89ZM143 88H144V90H143ZM154 88V89H153ZM157 88V89H156ZM216 88V89H215ZM143 91H142V90ZM146 89V90H145ZM218 89H220V90H218ZM118 90H119V88H118ZM192 91L195 93V95H193L192 94ZM196 91H198V92H196ZM224 91V92H223ZM142 92V93H141ZM188 92H190L192 95H190V93H188ZM200 92V93H199ZM218 92H216L217 93V96L218 97H222L220 94H218ZM197 93H198V95H200V96H198L197 95ZM229 93L230 94H232V96L231 95H229ZM157 94H158V96H157ZM160 94V95H159ZM191 96H189V95ZM202 95V96H201ZM124 96V95H123ZM230 96V97H229ZM151 97V96H150ZM152 97H153V95H152ZM188 97H187V99H188ZM197 97V98H196ZM201 97V100L199 99V102L196 100V99H198V98H200ZM154 98V97H153ZM191 98H195L194 100L193 99H191ZM192 100H193V102H192ZM196 100V101H195ZM204 100V101H203ZM205 100H206V102H205ZM215 102V103H221V102H219V100H215V101H213V99H209V102ZM227 101V102H228ZM189 102H191V103H189ZM194 102H196V104L194 103ZM194 105H193V104ZM203 103V104H202ZM193 107H192V106ZM196 105H200L199 107H200V109H199V107H195ZM225 105H227V103L225 104ZM185 106V107H186ZM189 107V108H188ZM190 107H192V108H190ZM195 107V108H194ZM189 110H191V111H193V112H191V111H189ZM198 110V111H197ZM192 113V114H191ZM201 112H199V114H200ZM196 115L195 114V116H199V117H203V115ZM181 116V115H180ZM188 116V115H187ZM191 116V117H192ZM228 116H231V115H226V116H224V118L225 117H228ZM188 118V117H187ZM204 118V117H203ZM204 119H206V118H204ZM213 121V120H212ZM222 122L223 123H221V122H216V121H214V123H220V125H222L223 124V126H224V124H227V123H225L226 121H223L222 120ZM205 139H206V137H204ZM204 139V140H205ZM206 143H207V139H206ZM187 144H189L188 142L186 143V145ZM191 144H193V143H191ZM194 145H196L197 146V148L198 149H200V150H198L197 149V152H194V151H192L193 152V156H194V158H214V157H211L210 155H206L205 153H207L208 154V152H207V150H206V146L203 148V146L201 145V144H195L194 143ZM201 151V152H200ZM215 159V158H214ZM215 162H220V163H224V162H221V161H219V160H214ZM260 163V162H259ZM197 164H200V163H197ZM225 164V163H224ZM243 168H245V169H247L248 168V165H246V166H242Z\"/></svg>",
  "mask_w": 264,
  "mask_h": 264
},
{
  "label": "built area",
  "instance_id": "4",
  "mask_svg": "<svg viewBox=\"0 0 264 264\" xmlns=\"http://www.w3.org/2000/svg\"><path fill=\"white\" fill-rule=\"evenodd\" d=\"M22 1L33 3V0ZM156 38L166 41L163 34ZM155 54L156 62H143L142 68L164 66L168 60L174 61L179 53L157 50ZM132 55L134 59L130 64H138L139 53ZM105 68L108 74L111 66ZM193 164L194 161L190 163L187 176L194 202L199 215L212 220L205 226L179 222L170 228L168 241L179 249V264H264L258 260L260 245L264 242V165L253 163L247 170L214 161L194 167ZM237 205L247 210L233 214L230 233L224 234L219 221L230 207ZM256 205L260 206L257 210L254 209Z\"/></svg>",
  "mask_w": 264,
  "mask_h": 264
}]
</instances>
